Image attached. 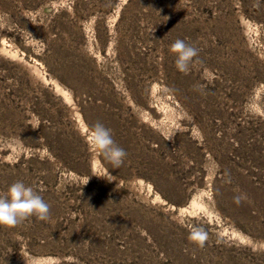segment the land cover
<instances>
[{
  "label": "rangeland",
  "instance_id": "374dc122",
  "mask_svg": "<svg viewBox=\"0 0 264 264\" xmlns=\"http://www.w3.org/2000/svg\"><path fill=\"white\" fill-rule=\"evenodd\" d=\"M17 180L50 219L0 227V264H264V0H0V190Z\"/></svg>",
  "mask_w": 264,
  "mask_h": 264
},
{
  "label": "clouds",
  "instance_id": "9594fccd",
  "mask_svg": "<svg viewBox=\"0 0 264 264\" xmlns=\"http://www.w3.org/2000/svg\"><path fill=\"white\" fill-rule=\"evenodd\" d=\"M169 51L175 56L177 71L187 75L198 62L200 49L177 38L169 45ZM86 138L93 153L102 155L114 168L122 166L127 152L115 142L112 129L97 121L88 126ZM246 198V194H242L235 196L234 200L240 204ZM50 207L33 186L26 185L22 180L14 181L6 190H0V227L16 228L33 216L38 221H48ZM189 239L203 247L208 235L202 228H197L190 233Z\"/></svg>",
  "mask_w": 264,
  "mask_h": 264
},
{
  "label": "bare ground",
  "instance_id": "6f19581e",
  "mask_svg": "<svg viewBox=\"0 0 264 264\" xmlns=\"http://www.w3.org/2000/svg\"><path fill=\"white\" fill-rule=\"evenodd\" d=\"M56 84V83H55ZM56 87H57V91H59V86L58 85H56Z\"/></svg>",
  "mask_w": 264,
  "mask_h": 264
}]
</instances>
